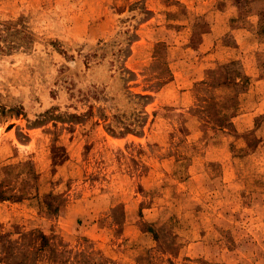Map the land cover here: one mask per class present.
I'll return each mask as SVG.
<instances>
[{"label":"rangeland","instance_id":"1","mask_svg":"<svg viewBox=\"0 0 264 264\" xmlns=\"http://www.w3.org/2000/svg\"><path fill=\"white\" fill-rule=\"evenodd\" d=\"M46 241L264 264V0H0V264Z\"/></svg>","mask_w":264,"mask_h":264},{"label":"trees","instance_id":"2","mask_svg":"<svg viewBox=\"0 0 264 264\" xmlns=\"http://www.w3.org/2000/svg\"><path fill=\"white\" fill-rule=\"evenodd\" d=\"M158 88V87H157ZM132 130L125 128V132H131ZM2 248L4 249L6 254H9L12 250L11 256H15L16 254L21 255L24 257L28 262L26 264H36L43 260V257L46 253V249H50L51 245L49 242H43L39 245L29 244L28 242L22 243H10V244H3ZM37 263V264H38Z\"/></svg>","mask_w":264,"mask_h":264},{"label":"crops","instance_id":"3","mask_svg":"<svg viewBox=\"0 0 264 264\" xmlns=\"http://www.w3.org/2000/svg\"><path fill=\"white\" fill-rule=\"evenodd\" d=\"M232 8H233V7H232ZM233 9H234V8H233ZM233 9H229V8H228V9H225V8H224V9L221 11V13L224 14V17H225L226 19L229 20V17H233V15H234V14H231V11H234ZM228 20H227V21H228ZM220 23H222V22H220ZM215 27H216V26H215Z\"/></svg>","mask_w":264,"mask_h":264}]
</instances>
